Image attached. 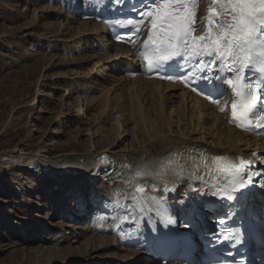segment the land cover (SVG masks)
<instances>
[{
  "label": "rangeland",
  "instance_id": "1",
  "mask_svg": "<svg viewBox=\"0 0 264 264\" xmlns=\"http://www.w3.org/2000/svg\"><path fill=\"white\" fill-rule=\"evenodd\" d=\"M46 2L0 0V153L81 155L108 133L114 136L112 144L122 148L136 135L126 114L130 98L114 93L116 108L105 118L101 115V101L93 99L101 95V87L86 94L82 84L73 83L94 71V61L77 60L82 53L68 47L76 40V25L66 28L62 17L46 16ZM62 25L64 34L58 35ZM94 82L107 85L105 80ZM72 87L76 93L71 94ZM144 102L148 109L154 104ZM121 115L124 125L117 121ZM106 147L104 143L100 150ZM30 170L0 166V264H109L113 250L96 247L86 256L80 243L87 234L88 215L78 206L83 194L89 196L90 183ZM94 193L108 198L101 206L111 205L110 212L112 201L121 199L107 188Z\"/></svg>",
  "mask_w": 264,
  "mask_h": 264
},
{
  "label": "bare ground",
  "instance_id": "2",
  "mask_svg": "<svg viewBox=\"0 0 264 264\" xmlns=\"http://www.w3.org/2000/svg\"><path fill=\"white\" fill-rule=\"evenodd\" d=\"M42 1H47L49 5L44 10L46 16L62 17L67 22L66 28L76 25V34L73 35L76 40H73V45L68 44V47L72 48L71 50L75 47L77 52L80 51V55L82 53L77 60L89 63L94 61V71L91 70V74L88 72L89 76L85 74L81 79H74L73 83L77 86L82 84L86 94L94 93L101 87L98 91L101 95L93 99H96V102L101 101V115L104 118L107 117L112 106H115L112 95L126 93L131 101L126 114H130L128 122L133 123L131 129L136 135L131 142L118 148L116 144H112L114 136L108 133L81 155L69 154L50 158L41 154L17 153L16 150L3 152L0 153V166L31 168L30 171L49 172L53 175L71 177L75 182H84L87 185L90 183L87 187H89V196L92 195L93 199L86 204L84 202L89 196L86 197L87 195L83 194L80 198L81 204L78 206V210L87 212L89 218L87 228H84L87 234H84L86 236L80 241V243L83 242L86 256L90 255L96 247L110 248L116 253L109 252V264H149L144 252L133 250L130 245L135 246L151 238L152 224L164 217V214L172 215L169 211L173 208L185 210L188 206L187 200L195 194L185 189L175 191L149 189L145 192H137L125 189L120 184L110 187L105 178L98 174L100 160L108 155L119 164L124 163L134 169L155 166L156 161H161L168 155L191 150L249 156L256 149H264V140L229 125L214 106L177 84L145 79L142 75L130 78L126 73L129 69L139 66L135 53L125 45L113 43L103 25L93 20H80L73 12L75 3L88 7L86 0ZM57 1V5H51ZM97 1L99 6L104 2ZM63 27L64 25L59 31L57 29L58 35L64 34ZM100 48L106 53H97L101 50ZM84 52L86 53L83 54ZM95 79L105 80L107 85L103 86L98 82L94 85ZM67 82L70 81L67 80ZM74 88L72 87L71 94L76 93ZM147 100L153 101L155 105L150 102L151 107L148 109L149 105H144V101ZM138 103L140 107H137ZM141 109L145 112L144 115L141 114ZM134 115L139 117H131ZM122 120L121 115V119L117 121L124 125ZM104 143L107 147L103 152L100 147ZM96 188L100 190L107 188L119 194L121 199L112 201L113 212L104 213L100 210L104 209V206H101L103 199L108 198H98V195L94 193ZM57 206H59L58 203H54L52 208L58 211L59 209L55 208ZM50 217L51 215L48 219ZM124 217L129 219L123 220ZM131 217L133 220H130ZM45 218L46 216H41V219Z\"/></svg>",
  "mask_w": 264,
  "mask_h": 264
},
{
  "label": "snow or ice",
  "instance_id": "3",
  "mask_svg": "<svg viewBox=\"0 0 264 264\" xmlns=\"http://www.w3.org/2000/svg\"><path fill=\"white\" fill-rule=\"evenodd\" d=\"M143 3V0H140ZM201 0H150L144 4L146 11L140 10L141 18L152 17L151 29L145 48L153 45L148 51L142 52V58L148 59L149 71L167 72L175 66L176 58H183L185 62H192L194 71L205 73L207 66L215 67L217 62L220 68L227 67L231 77L216 74L214 78L204 76L210 85L206 98L212 99V90L227 86L232 91L231 120L240 121L238 126H248L252 123L253 113L259 110V116L264 117V0H208L210 7L208 15L204 18L207 24L198 23L196 12ZM135 8V6H133ZM127 25L133 26L130 31L138 32L135 27L138 23L127 20ZM203 29V34L196 36L198 29ZM205 57L209 58L205 61ZM207 65V66H200ZM251 69L259 76L255 82L248 80L244 75ZM186 71H191L186 69ZM162 78L172 79L167 76ZM213 79L215 83H213ZM195 90V89H194ZM223 95L224 92H220ZM213 103H218L216 99ZM220 111H224L221 108ZM216 159H221L217 157ZM163 167L162 161H156ZM250 162L244 159L226 161L224 168L229 173V186H226L223 195L228 200L234 199L232 194L244 188L247 182L245 174ZM137 176L140 172L137 171ZM174 190V189H173ZM172 221L169 220V223Z\"/></svg>",
  "mask_w": 264,
  "mask_h": 264
}]
</instances>
